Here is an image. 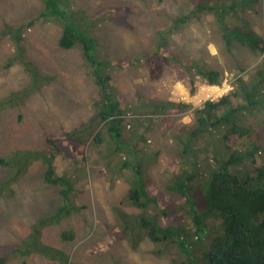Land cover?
Segmentation results:
<instances>
[{
	"label": "rangeland",
	"instance_id": "1",
	"mask_svg": "<svg viewBox=\"0 0 264 264\" xmlns=\"http://www.w3.org/2000/svg\"><path fill=\"white\" fill-rule=\"evenodd\" d=\"M60 1L68 13L66 20L38 19L16 31L7 24L36 19L46 9L44 0H0V159L6 161L5 165L0 163V187L7 184L0 194V245L22 244L33 232L24 246L31 249L35 231L39 230L37 247L47 250L34 247L32 254L13 255L6 264H170V256L155 255V244L140 233V226L132 232L135 245L117 230L116 208L127 213H140V210L126 203L129 173L124 167L109 165V158L134 160L129 156L131 140L145 138L150 132L143 148L147 153L138 157L143 164L147 189L163 208L172 205L165 186L170 178L167 168L178 160L173 136L191 123L193 109L172 113L165 119L156 113L158 107L150 101L165 103L171 98L199 107L204 101L231 90L239 76L252 79L264 55L236 42L228 46L217 21L224 16L215 12L222 10L223 5L228 7L237 2L225 16L226 25L230 29L237 25L253 28L264 36V0L256 1L257 5L253 0H202L200 18L189 11L193 0ZM122 6L130 9L131 29L106 18L109 7ZM187 14H192L189 24L180 23L179 28L169 30L178 16ZM67 23L78 29L77 33H87L97 42V48L93 49L96 61L140 57L158 47L168 56L159 81L150 79L147 68L139 63L111 69L113 97L125 109L124 122L109 121L103 125L93 119L98 108L92 98L99 87L83 58L82 48L60 47L59 40ZM210 43L217 47V55L209 63L226 77L221 87L223 93L207 97L201 87L206 84L198 76L194 82L197 92L191 95L186 86L191 83L185 66L206 65L202 61L208 58L204 47L208 49ZM155 116H160L159 121L152 127L151 119ZM141 117L145 118L144 124L133 123L130 128L129 121ZM250 122L262 126L264 109L255 111ZM111 126L119 129L121 136L114 137L117 131H109ZM98 131L103 139L92 141L91 135ZM66 133L71 138L88 140V144L87 159L78 160V166L71 164L68 168V163L58 166V173L67 167L66 174L72 175L73 191L64 194L59 186L47 183L42 155L49 147L48 137ZM114 138L130 140L117 150ZM18 168L24 172L14 181ZM60 208L68 215L50 224L49 218L58 217ZM208 217L211 238L222 230V223L214 212ZM168 219V223L182 229L183 240L191 248L196 264H203L208 234L198 232L191 220L178 213L170 216L169 212ZM65 231L68 240L62 236ZM50 247L61 251L60 256Z\"/></svg>",
	"mask_w": 264,
	"mask_h": 264
},
{
	"label": "trees",
	"instance_id": "2",
	"mask_svg": "<svg viewBox=\"0 0 264 264\" xmlns=\"http://www.w3.org/2000/svg\"><path fill=\"white\" fill-rule=\"evenodd\" d=\"M201 1L191 2L189 11L194 12L195 18H200L203 13ZM253 1L257 5L256 1L260 0ZM44 3L46 9L36 19L33 18L23 24L8 23L7 27L22 31L38 19L66 20L65 15L68 13L61 6L62 1L44 0ZM236 4L237 2H232L228 7L223 5L222 10L215 12L217 15L220 13L224 16L223 19L217 18L221 24L224 42L228 46L236 42L255 53L264 55L263 35L253 28L249 30L237 25L230 29L226 25L228 21L225 16ZM108 9L106 16L108 20L131 29L128 21L130 14L128 7H109ZM191 20L192 14L178 16L169 30L179 28L180 23L187 25ZM76 31L78 29L72 25L65 24L59 44L63 49H71L75 46L82 48L83 58L89 64L94 82L99 87L97 94L92 98L93 105L98 108L93 119L100 120L103 125L109 121L124 122L125 109L113 97L115 86L111 69L139 63L147 68L150 79L159 81L164 74V65L168 63V56L158 47L153 52L140 57L96 61L93 57V49L97 48V42L87 33ZM18 39L22 40L20 37ZM136 58L139 59L134 62ZM185 69L191 84L189 86L184 84L191 95L197 92L194 82L198 76L202 78L203 84L218 87L223 86L226 78L224 72L210 65L196 66L195 63H191L185 66ZM232 85L231 90L216 99L204 101L199 107H194L189 102L174 101L171 98L165 103L151 99L150 104L158 107L156 113L162 117L165 116V119L170 118L172 113H183L193 109L191 123L180 128L173 136L178 160L167 168L170 178L165 189L173 202L169 208H163L150 195L144 179L143 164L138 158L147 153L143 148L149 140L150 132H147L145 138H134L130 142L129 156H133L132 159L137 161L129 160L128 157L126 159L122 157L119 160L109 158V165L124 167L129 173L130 189L125 198L126 203L140 210V213H127L116 208L119 225L117 230L122 233V237L133 240L132 243L135 245L132 232L140 226V233L142 232L144 237L155 244V255L170 256V264H196V259L192 257L191 248L183 240L182 229L173 223H168L169 212L170 216L171 213H178L186 220H191L197 231L208 234V238L209 213L214 212L221 219L222 230L209 238L203 264H264V124L256 126L250 122V116L255 111L264 109V61L256 69L252 79L246 80L239 76ZM159 117H152V127L157 124ZM133 121L128 123L131 125L130 128L133 127V123L144 124L145 118L141 117ZM113 130L117 131L114 137L121 136L119 129L111 126L109 131ZM90 138L95 142L103 139L100 137V131L92 134ZM114 139L118 143L117 150L130 140V138ZM47 144L49 147L42 155L47 167V183L59 186L60 193L72 192V175L66 174V170L71 168V164L78 166V160L87 159L88 140L71 138V134L66 133L62 136L48 137ZM258 153L261 155H257ZM150 156L153 159V156ZM0 163L5 165L6 161L0 159ZM67 163L68 168L58 173V166ZM188 165L190 170L187 168ZM23 172L24 170L18 168L13 180H18ZM6 185L0 187V194L3 193ZM67 215L60 208L58 217L49 218V223L56 222ZM163 218L166 219L165 223ZM32 234L27 240L32 237ZM39 235L40 231L36 230L34 243L28 242L33 248L35 247L34 249L44 252L45 248L37 247L40 244ZM62 236L65 240L69 239L67 231L63 232ZM27 240H24L22 244L0 245V264H6L11 256L19 253L22 256L32 254L33 248H24ZM51 249L59 256L62 253Z\"/></svg>",
	"mask_w": 264,
	"mask_h": 264
},
{
	"label": "crops",
	"instance_id": "3",
	"mask_svg": "<svg viewBox=\"0 0 264 264\" xmlns=\"http://www.w3.org/2000/svg\"><path fill=\"white\" fill-rule=\"evenodd\" d=\"M205 46V45H204ZM204 49H205V51H206V54H207V56H208V58L206 59V58H203V62H205L206 63V65H210V63H209V60H212V59H214L216 56L215 55H217V47L214 45V43H210V46L208 47V49L207 48H205L204 47ZM211 67H213L214 69H217V68H215L214 66H212V65H210ZM217 70H219V69H217ZM186 73H187V71H186ZM187 75H188V73H187ZM201 87H204V93H205V95L207 96V97H209L210 95H212V94H216V95H219V94H221V93H223V91H222V89H221V87H218V86H210V85H203V86H201ZM222 91V92H221ZM188 102V101H187ZM190 103V102H189Z\"/></svg>",
	"mask_w": 264,
	"mask_h": 264
}]
</instances>
